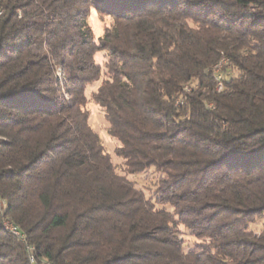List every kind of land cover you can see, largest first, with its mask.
Segmentation results:
<instances>
[{
  "label": "trees",
  "instance_id": "obj_1",
  "mask_svg": "<svg viewBox=\"0 0 264 264\" xmlns=\"http://www.w3.org/2000/svg\"><path fill=\"white\" fill-rule=\"evenodd\" d=\"M0 7V264H264V0Z\"/></svg>",
  "mask_w": 264,
  "mask_h": 264
},
{
  "label": "rangeland",
  "instance_id": "obj_2",
  "mask_svg": "<svg viewBox=\"0 0 264 264\" xmlns=\"http://www.w3.org/2000/svg\"><path fill=\"white\" fill-rule=\"evenodd\" d=\"M112 22L113 19L110 16H101L95 10H93L89 19V23L95 38L98 39L100 36H102L104 34L106 26L111 25ZM105 55L106 51H101L96 55V61L102 66L105 64ZM103 71L105 72L106 69L103 68ZM99 84L100 81L90 84L86 89V94L88 96L86 109L89 111V124L92 129L98 133L102 145L105 151L110 154L117 172L122 175H127L132 181H134L138 188L143 189L148 196H152L155 191L157 173L154 171V169L146 170L145 172L137 175L128 174L126 172L124 168V160L117 154V147L119 146V142L109 132V123L106 117V113L99 104L91 99L92 93L97 89ZM261 225L262 223H260V226ZM180 230L187 247L193 246L194 243L198 241L197 238L192 235L190 231L187 230L184 226L181 225Z\"/></svg>",
  "mask_w": 264,
  "mask_h": 264
},
{
  "label": "built area",
  "instance_id": "obj_3",
  "mask_svg": "<svg viewBox=\"0 0 264 264\" xmlns=\"http://www.w3.org/2000/svg\"><path fill=\"white\" fill-rule=\"evenodd\" d=\"M0 9H1V15H2L3 9L1 7H0ZM227 60H229V59L228 58L227 59H224L222 62L227 61ZM222 62H220V65H221ZM212 70H213V72H220V67H213ZM220 78H221V87L219 89H221L223 87V78H224V75L221 72H220ZM8 226H10L11 229H13V227H16L15 225H8Z\"/></svg>",
  "mask_w": 264,
  "mask_h": 264
},
{
  "label": "bare ground",
  "instance_id": "obj_4",
  "mask_svg": "<svg viewBox=\"0 0 264 264\" xmlns=\"http://www.w3.org/2000/svg\"><path fill=\"white\" fill-rule=\"evenodd\" d=\"M0 15H1V9H0ZM225 59V58H224ZM223 59V60H224ZM222 60V61H223ZM221 61V62H222ZM226 63V61H224V62H222L221 63V65H220V63L218 64V65H216V67H220V70H221V68L223 67V65ZM221 87V86H220ZM8 225H14L13 223H8ZM7 225V226H8ZM16 226V225H15ZM8 228L10 229V230H12L14 233H16V234H20L21 235V233L18 231V227L16 226V227H13V229H11V227L10 226H8ZM22 236V235H21ZM23 237V236H22ZM31 261H34V258L32 257L31 258Z\"/></svg>",
  "mask_w": 264,
  "mask_h": 264
}]
</instances>
